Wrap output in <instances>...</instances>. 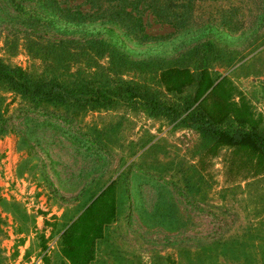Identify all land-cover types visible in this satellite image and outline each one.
Instances as JSON below:
<instances>
[{"label": "rangeland", "instance_id": "374dc122", "mask_svg": "<svg viewBox=\"0 0 264 264\" xmlns=\"http://www.w3.org/2000/svg\"><path fill=\"white\" fill-rule=\"evenodd\" d=\"M132 3L51 1L34 16L57 19L31 30L0 2V62L189 96L217 123L264 128V0H152L176 27ZM263 238L264 155L141 109L38 106L0 84V264H260L238 245Z\"/></svg>", "mask_w": 264, "mask_h": 264}, {"label": "trees", "instance_id": "16d2710c", "mask_svg": "<svg viewBox=\"0 0 264 264\" xmlns=\"http://www.w3.org/2000/svg\"><path fill=\"white\" fill-rule=\"evenodd\" d=\"M55 0H37L36 8H25L20 0H0V2L13 10L15 22L20 23L27 29L34 30L38 25L46 23L53 24L55 9H51V19L38 18L37 15L46 8L47 3ZM134 7L137 3H143L148 10H155L154 18L158 22L176 27L178 23L173 20L168 13L162 14L156 5L151 6L152 0H132ZM149 3V4H148ZM37 10V14H35ZM62 17L69 16V10H58ZM47 12V10H46ZM25 14V17L23 16ZM45 17V16H44ZM136 17V15H134ZM168 17V19H167ZM163 19V20H162ZM137 22L142 26L141 20ZM143 38L146 35L142 36ZM214 57V56H213ZM205 65L209 63V58L204 57ZM204 67V66H203ZM206 68L199 70V74L208 71ZM0 84L7 90L15 92L26 98L34 105L46 106H76L90 108H107L115 105H123L130 109H141L149 117L162 118L170 123H175L186 127L201 137L212 142H222L225 144L245 146L253 151L264 155V128L247 127L240 122L226 121L217 123L209 115L200 110L195 101L185 96L176 101H165L157 94L150 92L135 84H111L106 85L98 81H73L60 82L54 78H33L19 68L8 67L0 62ZM258 241V240H257ZM238 250L245 260L256 258L260 264H264V238L258 241L255 246L245 239L238 245Z\"/></svg>", "mask_w": 264, "mask_h": 264}]
</instances>
